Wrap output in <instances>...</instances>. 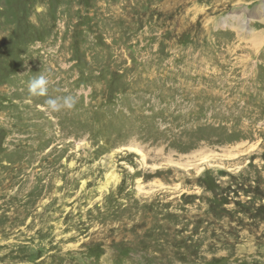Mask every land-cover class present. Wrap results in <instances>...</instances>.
<instances>
[{"label":"rangeland","instance_id":"374dc122","mask_svg":"<svg viewBox=\"0 0 264 264\" xmlns=\"http://www.w3.org/2000/svg\"><path fill=\"white\" fill-rule=\"evenodd\" d=\"M0 264H264V0H0Z\"/></svg>","mask_w":264,"mask_h":264},{"label":"clouds","instance_id":"9594fccd","mask_svg":"<svg viewBox=\"0 0 264 264\" xmlns=\"http://www.w3.org/2000/svg\"><path fill=\"white\" fill-rule=\"evenodd\" d=\"M49 84L50 80L47 75L42 73L34 75L28 83V92L33 97H46L48 96ZM77 99L74 95L57 96L48 98L45 101V106L49 115H51L52 113L60 112L62 109L74 108Z\"/></svg>","mask_w":264,"mask_h":264},{"label":"bare ground","instance_id":"6f19581e","mask_svg":"<svg viewBox=\"0 0 264 264\" xmlns=\"http://www.w3.org/2000/svg\"><path fill=\"white\" fill-rule=\"evenodd\" d=\"M262 39V38H261Z\"/></svg>","mask_w":264,"mask_h":264}]
</instances>
